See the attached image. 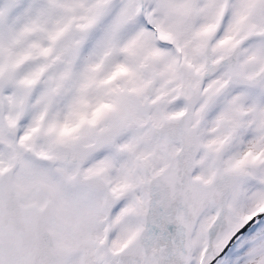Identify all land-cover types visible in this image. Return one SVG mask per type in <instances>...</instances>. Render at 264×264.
I'll return each instance as SVG.
<instances>
[{"label": "snow or ice", "instance_id": "obj_1", "mask_svg": "<svg viewBox=\"0 0 264 264\" xmlns=\"http://www.w3.org/2000/svg\"><path fill=\"white\" fill-rule=\"evenodd\" d=\"M0 264H264V0H0Z\"/></svg>", "mask_w": 264, "mask_h": 264}]
</instances>
